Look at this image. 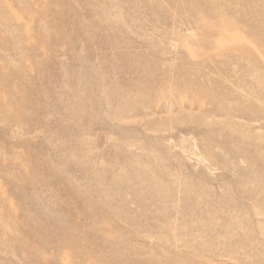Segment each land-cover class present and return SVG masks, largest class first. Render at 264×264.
Segmentation results:
<instances>
[{
    "label": "rangeland",
    "instance_id": "1",
    "mask_svg": "<svg viewBox=\"0 0 264 264\" xmlns=\"http://www.w3.org/2000/svg\"><path fill=\"white\" fill-rule=\"evenodd\" d=\"M0 264H264V0H0Z\"/></svg>",
    "mask_w": 264,
    "mask_h": 264
}]
</instances>
